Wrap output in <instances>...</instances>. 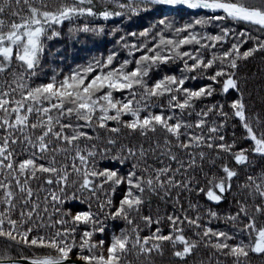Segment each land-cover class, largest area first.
<instances>
[{
	"label": "snow or ice",
	"instance_id": "obj_1",
	"mask_svg": "<svg viewBox=\"0 0 264 264\" xmlns=\"http://www.w3.org/2000/svg\"><path fill=\"white\" fill-rule=\"evenodd\" d=\"M153 5L212 14L121 35L122 61L46 64L66 22ZM258 54L264 0H0V264H264V83L239 73Z\"/></svg>",
	"mask_w": 264,
	"mask_h": 264
},
{
	"label": "trees",
	"instance_id": "obj_2",
	"mask_svg": "<svg viewBox=\"0 0 264 264\" xmlns=\"http://www.w3.org/2000/svg\"><path fill=\"white\" fill-rule=\"evenodd\" d=\"M151 10L147 12H140L139 15L126 14L123 17H116L109 21H104L102 19L93 20L91 18L81 19L74 22V25H83L84 23L90 24L92 27H103V33H83L80 32L76 35H70L68 32L69 27L74 25H69L67 22L62 27V37L56 39L49 43V48L51 49L52 55H49L46 64H51L56 67L58 70L62 69L64 73L77 68L78 66H86L89 62H94L96 59H104L112 51H118L120 53L119 60L127 58V52L120 48V45L116 43L121 35H126L130 32L139 33L145 29H152L155 31H161L164 29L163 25L159 24L161 19H165L166 22L172 25L173 31H166L165 35L173 36L175 28H181L187 24L193 23L198 18H203L199 16H208L211 15L208 10L199 11L180 8L176 9L171 6L163 5H153L150 6ZM242 27V26H241ZM198 33H210L215 34L218 32V27L214 25H208L206 27H201L199 25L195 26ZM118 29L115 35H113V30ZM127 39L132 42L136 40H142L140 37H127ZM206 42V41H205ZM224 47H227L225 45ZM251 47V45H247ZM223 49L217 47L214 51L217 53L221 52ZM210 54V53H209ZM139 55V54H137ZM179 64H169L161 66L158 71L152 73L153 80L159 79L164 74H177L179 75ZM241 77L248 76L254 77V80L249 85V89L252 90L253 85L257 82L264 83V55L258 54L256 57L250 59L246 63H242L239 69ZM207 83L206 80H196L189 81L187 86L191 88L199 87L202 84ZM119 95V94H117ZM260 95H264V92H261ZM220 99V97H216ZM255 107L257 110L261 108V103L259 97L255 98ZM232 123L235 124L233 129ZM235 132L236 138L238 139L241 146H247V142L240 139L243 136L244 130L240 127L238 121H233L230 123L228 128V136H232V132ZM231 199V197H229ZM82 205L76 204L73 206L74 210H79L82 208ZM230 207L229 203L226 201L220 206V211L223 212ZM109 232L104 235V239H108L112 232L118 231L123 227L122 222H109ZM218 227H223L222 224L214 225ZM41 253L46 252L47 250H37ZM15 255V251H13ZM26 254H30L26 250ZM259 264V261L256 262Z\"/></svg>",
	"mask_w": 264,
	"mask_h": 264
},
{
	"label": "rangeland",
	"instance_id": "obj_3",
	"mask_svg": "<svg viewBox=\"0 0 264 264\" xmlns=\"http://www.w3.org/2000/svg\"><path fill=\"white\" fill-rule=\"evenodd\" d=\"M174 8H176V9H180V8H183V7L175 6ZM185 8H186V7H185ZM199 11H202V10H199ZM199 17H205V16H199ZM194 30L197 31L196 28H194Z\"/></svg>",
	"mask_w": 264,
	"mask_h": 264
},
{
	"label": "water",
	"instance_id": "obj_4",
	"mask_svg": "<svg viewBox=\"0 0 264 264\" xmlns=\"http://www.w3.org/2000/svg\"><path fill=\"white\" fill-rule=\"evenodd\" d=\"M179 7H185V6H179ZM198 10H200V9H198Z\"/></svg>",
	"mask_w": 264,
	"mask_h": 264
}]
</instances>
